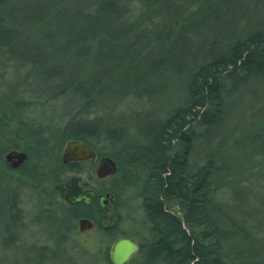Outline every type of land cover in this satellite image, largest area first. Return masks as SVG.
Here are the masks:
<instances>
[{
  "label": "trees",
  "instance_id": "obj_1",
  "mask_svg": "<svg viewBox=\"0 0 264 264\" xmlns=\"http://www.w3.org/2000/svg\"><path fill=\"white\" fill-rule=\"evenodd\" d=\"M59 1L48 4L49 0H0V66L18 64L27 79L34 82L42 99L52 101L58 96L68 99L75 107H91L98 99L110 97L115 88L129 90L139 85L143 96L151 95L154 78L162 79L164 90L172 73L182 69L181 58L177 59L175 69L173 63L167 67V58L158 54L165 47L173 51L181 47L180 42L189 40L181 35L183 31L203 29L211 21L208 10L212 0H195L198 6L195 4V9L189 11L183 9L187 0H94L92 4L87 1L86 9L72 11L74 24L63 27L60 13H56L63 5L58 4ZM217 4L212 11L214 24L220 22ZM133 5L138 8L130 12L129 7ZM124 13L127 19L123 23ZM134 13L138 16L133 20ZM30 28L32 33L41 30L54 53L67 54L73 66L40 65L36 58H31L24 39L19 37ZM173 34L179 35L174 37ZM196 43L200 47L201 41ZM141 47L148 49L142 55L137 52ZM70 70H74V74ZM91 70L94 74L87 75L93 73ZM184 80L183 105L148 132L138 131L131 136L124 126L101 125L98 119H72L59 134L60 140L81 141L95 149L93 141L102 137L112 150L102 154L95 149L99 155L117 162L115 176L121 179L112 188L95 191L101 195L110 194L115 203L117 190H136L149 233L139 244L145 264H234L246 254L244 248L238 247L246 245L248 234L227 218L218 194L225 189L236 191L240 180L251 176V169H242V164H237L241 158L238 146H244L249 137L246 135L243 142L232 140L229 144H226L229 136L220 137L202 164L195 167L189 161L198 141L209 144L224 127L227 99L239 91H248L252 85L264 88V32L255 30L225 45L223 51L200 64ZM156 88L158 91V86ZM13 91L2 98L5 108L0 106V124L4 117H13L18 111ZM194 127L199 128V132H193ZM15 134L12 129L5 133L0 130V145L2 138L5 143L0 149V183L5 170L12 171L2 161V154L7 150L24 152L27 161L17 172L25 170L26 175L40 183L47 182L55 187L64 182L60 177L62 173H79L77 164L63 167L58 160L53 172L41 170L43 156L58 158L60 146L48 150L36 131L28 135L34 141L30 149L23 148L27 147L23 144L25 140L8 144L7 138ZM250 139L253 145L264 144V125L257 136ZM263 148L254 147L251 155L253 150L264 155ZM247 159L251 162L252 156ZM246 189L248 186L239 191L246 192ZM50 192L51 198L56 200V189ZM0 195L4 198L1 187ZM10 197L11 192L5 201L0 198V210L6 209L7 213L3 228L6 237L4 234L0 240L8 246L17 239L18 234L13 232L21 216L18 202ZM64 207V229L63 225L56 228L62 239L75 231L77 220L82 218L90 220L96 229L101 227L105 208L99 201ZM102 229L112 242L125 237L118 236L114 223ZM61 254L56 250L53 256L58 258ZM99 255L111 264L107 251Z\"/></svg>",
  "mask_w": 264,
  "mask_h": 264
},
{
  "label": "rangeland",
  "instance_id": "obj_2",
  "mask_svg": "<svg viewBox=\"0 0 264 264\" xmlns=\"http://www.w3.org/2000/svg\"><path fill=\"white\" fill-rule=\"evenodd\" d=\"M52 1L54 0H49L48 4H52ZM87 1L88 4H92L94 0H60L58 4L63 5L56 13H60L61 26L70 27L71 24H74V21L71 22V12L76 13L77 9H86ZM217 1L212 0V5L208 10L211 21L206 25L207 27L203 29L200 27L192 28V31L189 32L183 31L181 35L189 38V40L179 41L181 47L173 51L171 48L165 47L158 54V56L163 55L167 58V62H169V64L166 62L167 67L173 63V68H175L177 59L181 58L180 67L182 69L175 74L172 73L169 78V85L164 90L162 79L154 78L153 86L155 87L152 88L154 93L148 96L141 94L142 89L139 85H136V88L131 87L129 90L115 88L113 94L109 95L110 97L98 99L91 107L85 108L80 105L75 107L68 99L58 96L52 101L42 99L34 82L27 79L21 66L18 64L1 65L0 106L5 108V102L2 98H6L7 95H10V91L14 90L12 92V94L14 93L13 100L17 102L18 109L14 113L15 116L4 117L5 119L0 124L2 132L5 133L7 129H12L16 133L8 137L6 142L13 145L19 139L25 140L23 144L27 147L22 144L20 147L30 149L34 141L28 135L36 131L37 137L45 142L43 145H46L48 150H56L60 146L61 149L57 153L58 158L55 155L50 156V158L43 156V166L40 167L43 171L53 172L54 168L57 167V160L59 164L65 166L60 162V156L67 141L62 142L59 134L69 120L98 119L101 125L126 127L131 136H135L138 131L144 133L154 129L156 123L163 121L175 108L183 105L184 79L192 71L200 64L209 61L215 54L223 51L225 45L236 39L255 30L264 32V0H221L218 2L220 5L216 3ZM215 3L220 7L218 10L219 24L213 22L212 11L215 10ZM186 4L183 9L188 11L195 9V4L198 6L195 0H187ZM135 7L137 6H130V12ZM125 11H128V8ZM64 14L65 17H63ZM126 14H123V23L127 19ZM129 14L131 15V13ZM135 15L138 16L137 13H134L133 20L136 18ZM202 25L205 26V23ZM32 30L30 28L29 31H24L23 34L19 35L24 39L26 51L31 58H36L40 65L65 68L73 66V61L67 54L54 53V49L45 41V34H41V30L39 33H32ZM177 35L179 34H173L174 37ZM199 40L201 41L200 47L196 43ZM147 50L141 47L137 52L142 55ZM70 71L74 74V70ZM91 71L93 73L87 75L94 74V70ZM68 102L71 104L69 105ZM226 104L227 116L224 127L210 140L209 144H201L198 141L194 146L189 162L195 167L202 164L211 149L215 148L217 142L220 141V137L229 136L226 144L232 140L243 142L244 136L249 137L244 146H238L241 158L237 164L241 163L242 169H251V176L247 179H241L240 183L237 184L236 191L228 189L221 191L218 194V200L226 212L227 218L248 234L245 241L246 245L238 247V249L244 248L246 254L242 260L235 261L234 264H264V155L258 154L254 150V154L251 155L252 152L250 151L254 147L261 148L264 146V144L256 143L253 145L250 142V138L253 135L257 136L264 125V88L257 84L249 86L248 91H239L227 99ZM192 131L199 132V128L194 127ZM233 132L234 135L231 136L230 134ZM1 140L0 149L4 148L5 145L3 138ZM93 145L102 154H108L112 151L104 143L102 137L100 140L93 141ZM7 147L9 146L7 145ZM225 148H228L227 145ZM10 151L22 152L20 150H7L6 153L2 154L4 163L5 154ZM243 155L246 157L242 158ZM247 156L249 158L252 156L251 162ZM77 164L75 167L79 168V173H65L64 175L62 173L60 175L64 182L76 176L82 182L88 183L94 190L102 191L112 188L114 184L117 185L121 179L120 176H113L98 180L94 173V166L87 162ZM5 171L0 183L4 198H0L5 201L8 193L11 192L12 197L10 198L18 202L21 216L16 230L13 232L18 234L16 241L11 242L12 244L8 246L0 240V264H108L99 253L107 251L109 254L112 243L102 231L103 227L112 223L110 222V212H104L99 229H96L93 224L91 230L80 233L76 223L75 231L62 239L61 235L56 233V228L58 225L59 227L63 225L65 207L56 201L58 196H56V200L51 198L50 191L55 190V187L47 182L40 183L36 178L26 175L25 170L19 172L17 170ZM246 186H248L246 192L239 191L241 187L245 189ZM116 192L118 198L112 204L115 216L114 230L118 236L123 235L140 244L149 237V233L144 224L137 192L129 189L117 190ZM102 194L104 195V193ZM6 219L5 209L0 212V238H3L5 234L3 228L7 222ZM56 250L62 253L61 256H57L58 258L53 256ZM40 251H43V254H40ZM128 264H145L143 254L138 252Z\"/></svg>",
  "mask_w": 264,
  "mask_h": 264
},
{
  "label": "water",
  "instance_id": "obj_3",
  "mask_svg": "<svg viewBox=\"0 0 264 264\" xmlns=\"http://www.w3.org/2000/svg\"><path fill=\"white\" fill-rule=\"evenodd\" d=\"M5 163L12 170L19 169L27 160V155L24 152H15L11 151L5 154L4 157ZM85 160H96V154L94 151L85 143L76 140H68L62 150V154L60 157V162L63 165H68L71 162H81ZM117 172V166L115 161L108 157L103 156L100 158L97 168L95 170V176L98 180H103L109 177H112ZM79 179L72 178L69 182L68 192L62 198L70 203V200L73 198H83L85 200L90 201L94 196V193L91 190L83 191L80 187H78ZM57 189L62 191V185L58 186ZM101 199V205L103 207L107 206L108 211L113 204V196L110 194H105L104 196L98 197ZM115 216L114 213L111 212L110 222L114 223ZM77 228L80 233L89 231L93 228V223L85 218L79 219L77 221ZM139 250L138 244L127 237H120L114 240L109 249V261L111 264H128L133 257L137 254Z\"/></svg>",
  "mask_w": 264,
  "mask_h": 264
},
{
  "label": "flooded vegetation",
  "instance_id": "obj_4",
  "mask_svg": "<svg viewBox=\"0 0 264 264\" xmlns=\"http://www.w3.org/2000/svg\"><path fill=\"white\" fill-rule=\"evenodd\" d=\"M87 145V144H86ZM93 151H94V153L96 154V160L95 161H91V160H85V161H81V162H87V163H90L92 166H94V173H95V170H96V168H97V165H98V162H99V160H100V158L101 157H103V155H99L97 152H96V150L93 148V147H91V146H89ZM63 150V149H62ZM11 152V151H10ZM15 152H17V151H15ZM62 154V153H61ZM61 157V156H60ZM115 161V160H114ZM77 163H79V162H71V163H69L68 165H65V166H69V165H71V164H74V165H76ZM115 163H116V166H117V162L115 161ZM78 165V164H77ZM117 171H118V166H117ZM117 173V172H116ZM116 175V174H115ZM115 175H113V176H115ZM112 176V177H113ZM78 178L79 179V183H78V187H80L83 191H85V190H91L93 193H94V196L92 197V199L90 200V202L92 201V200H97V201H99L100 203H101V199H99L98 197H100V196H104V195H101V194H97L96 193V191L88 184V183H85V182H82V180L79 178V177H76V176H73V177H71L69 180H67V181H65V182H62V183H59V184H57L56 186H55V189H56V196H58V202L59 203H61L63 206H75V205H80V204H84V203H86V202H89L88 200H85V199H83V198H73V199H71L70 200V203H68V202H66L62 197L63 196H65L66 194H67V192H68V186H69V182H70V180L72 179V178ZM60 185H62V191L60 192L59 191V189H57V187L58 186H60ZM103 208H105V210H107V208H109L108 207V205L107 206H105V207H103ZM107 213L108 212H113L114 213V211H113V208H112V206H111V208L108 210V211H106ZM78 221V220H77ZM137 243V242H136ZM138 244V243H137ZM138 246H139V244H138Z\"/></svg>",
  "mask_w": 264,
  "mask_h": 264
}]
</instances>
